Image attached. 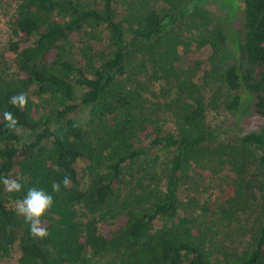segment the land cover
<instances>
[{"label":"trees","instance_id":"obj_1","mask_svg":"<svg viewBox=\"0 0 264 264\" xmlns=\"http://www.w3.org/2000/svg\"><path fill=\"white\" fill-rule=\"evenodd\" d=\"M210 1L14 0L0 62V176L23 190L0 184V264H264V222L244 251L218 246L248 162L239 147L215 146L207 123L219 102L235 111L250 101L264 119V0H244L236 50ZM20 93L23 110L10 103ZM21 130L32 138L21 143ZM237 143L264 167V126ZM65 176L70 187L53 193ZM213 182L221 195L211 200L203 190ZM32 187L54 197L42 240L14 211Z\"/></svg>","mask_w":264,"mask_h":264},{"label":"rangeland","instance_id":"obj_2","mask_svg":"<svg viewBox=\"0 0 264 264\" xmlns=\"http://www.w3.org/2000/svg\"><path fill=\"white\" fill-rule=\"evenodd\" d=\"M211 0L205 4L206 9L214 15L215 20L220 23L228 36L229 45L235 50L238 48V38L242 29L243 20H245L244 0ZM15 7L14 0H0V62L2 53L8 56L5 51L7 42L12 37L9 24V10ZM181 27H183L181 25ZM212 52L208 45L198 52L202 59H206ZM81 89H77L80 95ZM235 111L226 110L225 106L220 103L217 106H211L208 113L210 130L217 131L215 134V146H236L239 147L242 157L247 163L246 174L244 179L243 201L236 205L237 212L234 215L231 225L221 226L218 232V246L225 255H231L236 252L240 253L249 247L258 226L264 222V167L258 163L260 153L253 147H242L237 143V138L244 132L256 130L264 126V119L260 117L249 103ZM88 114L86 109H82L75 116L78 122H83ZM21 143L32 138V131L21 130ZM221 185L213 182L207 184L203 190L204 197L211 200L217 199L221 195Z\"/></svg>","mask_w":264,"mask_h":264},{"label":"clouds","instance_id":"obj_3","mask_svg":"<svg viewBox=\"0 0 264 264\" xmlns=\"http://www.w3.org/2000/svg\"><path fill=\"white\" fill-rule=\"evenodd\" d=\"M10 103L23 110L27 104V97L23 93L14 95L11 97ZM4 120L9 130H14L18 124L17 119L8 111L4 113ZM71 183L72 181L68 176H65L62 181H53L52 192L58 194L61 191V184L64 188H68ZM0 184H3L5 190L9 193H18L23 190L20 179L11 175L0 176ZM53 205L54 197L51 194L41 188L32 187L22 199L15 202L14 211L29 225L30 235L33 238L42 240L48 236L42 218L48 214Z\"/></svg>","mask_w":264,"mask_h":264}]
</instances>
